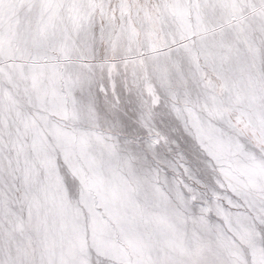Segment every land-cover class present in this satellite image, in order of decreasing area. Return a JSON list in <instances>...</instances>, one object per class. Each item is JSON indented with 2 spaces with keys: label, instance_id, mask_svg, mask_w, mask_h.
Instances as JSON below:
<instances>
[{
  "label": "rangeland",
  "instance_id": "374dc122",
  "mask_svg": "<svg viewBox=\"0 0 264 264\" xmlns=\"http://www.w3.org/2000/svg\"><path fill=\"white\" fill-rule=\"evenodd\" d=\"M0 264H264V0H0Z\"/></svg>",
  "mask_w": 264,
  "mask_h": 264
},
{
  "label": "snow or ice",
  "instance_id": "6c2138e0",
  "mask_svg": "<svg viewBox=\"0 0 264 264\" xmlns=\"http://www.w3.org/2000/svg\"><path fill=\"white\" fill-rule=\"evenodd\" d=\"M101 91H103L105 101L108 102L107 90H106V88H105V86L103 84V81L99 82V89L97 90V95H99L101 93ZM111 103L112 104H117L118 100L115 97H113L112 100H111Z\"/></svg>",
  "mask_w": 264,
  "mask_h": 264
}]
</instances>
